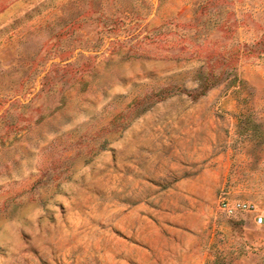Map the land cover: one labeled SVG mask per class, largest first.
Instances as JSON below:
<instances>
[{"label": "rangeland", "instance_id": "obj_1", "mask_svg": "<svg viewBox=\"0 0 264 264\" xmlns=\"http://www.w3.org/2000/svg\"><path fill=\"white\" fill-rule=\"evenodd\" d=\"M264 0H0V264H264Z\"/></svg>", "mask_w": 264, "mask_h": 264}, {"label": "built area", "instance_id": "obj_2", "mask_svg": "<svg viewBox=\"0 0 264 264\" xmlns=\"http://www.w3.org/2000/svg\"><path fill=\"white\" fill-rule=\"evenodd\" d=\"M217 209L220 214L227 217L247 213L252 216L255 224H264V209L254 200L224 197L219 200Z\"/></svg>", "mask_w": 264, "mask_h": 264}]
</instances>
